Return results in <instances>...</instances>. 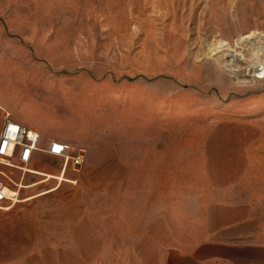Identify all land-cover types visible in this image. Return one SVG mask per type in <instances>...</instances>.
<instances>
[{"label":"rangeland","instance_id":"rangeland-1","mask_svg":"<svg viewBox=\"0 0 264 264\" xmlns=\"http://www.w3.org/2000/svg\"><path fill=\"white\" fill-rule=\"evenodd\" d=\"M253 30L264 32V0H0L7 112L36 129L42 147L60 139L87 152L78 171L66 170L75 184L15 204H40L28 233L72 235L93 264H129L145 241L192 232L223 180L207 161L264 154V108L250 110L264 79L253 80L237 40ZM219 40L229 50L210 51ZM228 116L246 125V139L220 137ZM27 175L23 183L36 180Z\"/></svg>","mask_w":264,"mask_h":264},{"label":"crops","instance_id":"crops-1","mask_svg":"<svg viewBox=\"0 0 264 264\" xmlns=\"http://www.w3.org/2000/svg\"><path fill=\"white\" fill-rule=\"evenodd\" d=\"M257 101L250 110L264 108V95ZM236 110V114H243L247 109ZM6 112L7 106L0 98V132ZM232 118H224L225 123L218 131L227 143L246 139L248 135L246 125ZM262 132L264 136V130ZM50 140H46L43 147ZM39 144L41 146V137ZM39 156L48 157L41 152L34 153L24 168L25 173L17 168L1 167L9 180L16 181L15 187L30 193L24 198L13 197L12 206L0 205V264H93L92 251L78 250L71 244L77 241L75 236L28 233L30 214L35 224L42 219L38 210L40 204L13 210L16 203L40 197L36 201L39 202L50 198L63 183H76L66 176V169L47 170L44 162L38 160ZM207 170L210 177L223 180L214 181L210 199L201 207L205 212L197 217V227L179 238L168 233L163 239L153 237L145 241L142 249L133 250L129 264H264V154L245 152L210 159ZM28 173L36 180L23 183L28 180ZM60 174L65 177L62 181L58 179ZM49 183L53 184L38 189Z\"/></svg>","mask_w":264,"mask_h":264},{"label":"built area","instance_id":"built-area-1","mask_svg":"<svg viewBox=\"0 0 264 264\" xmlns=\"http://www.w3.org/2000/svg\"><path fill=\"white\" fill-rule=\"evenodd\" d=\"M39 142L40 135L37 131L14 120L10 113L4 114L0 132V205H14L13 197L17 198L20 191L18 186L14 190L15 194L10 191L9 183L14 182L9 180L1 167L17 168L25 173L24 168L36 152L58 159L62 170L69 168L78 171L85 162L86 150L82 147L60 139H51L46 147L40 146Z\"/></svg>","mask_w":264,"mask_h":264},{"label":"bare ground","instance_id":"bare-ground-1","mask_svg":"<svg viewBox=\"0 0 264 264\" xmlns=\"http://www.w3.org/2000/svg\"><path fill=\"white\" fill-rule=\"evenodd\" d=\"M246 32L247 33L241 32V34L238 35L237 40L239 41L240 45L241 44L242 45L245 44L246 46L248 45V58H246L244 55H240V54H239L240 55L239 57L247 63L248 70L251 68L253 69V74H252L253 80H254V78L260 79V80L264 79V32L254 31V30L253 31H246ZM229 48H230V46L225 41L219 40L216 45L210 46L209 50L210 51L215 50V49L229 50ZM238 49H236V50H238ZM230 56H231V54H230ZM234 61H235V57H232L230 60V63H233ZM233 72H235V71H233ZM42 118H44V117H42Z\"/></svg>","mask_w":264,"mask_h":264}]
</instances>
